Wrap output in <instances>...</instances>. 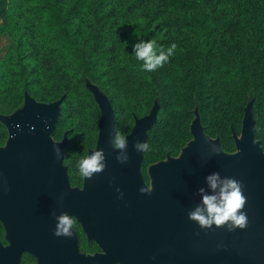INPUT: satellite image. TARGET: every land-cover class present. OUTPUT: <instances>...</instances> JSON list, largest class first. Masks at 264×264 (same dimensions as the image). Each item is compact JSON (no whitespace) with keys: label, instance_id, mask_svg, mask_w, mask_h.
I'll use <instances>...</instances> for the list:
<instances>
[{"label":"trees","instance_id":"16d2710c","mask_svg":"<svg viewBox=\"0 0 264 264\" xmlns=\"http://www.w3.org/2000/svg\"><path fill=\"white\" fill-rule=\"evenodd\" d=\"M1 35L10 44L0 58V114L27 100L60 104L51 138L66 141L72 189L83 184L75 160L98 141L101 110L87 80L108 97L113 130L126 137L155 108L145 139L151 151L139 165L146 179L150 166L192 141L195 109L204 134L234 153L252 97L264 153V0H0ZM138 38L176 43V53L162 69L141 72L131 55ZM8 137L0 123V148ZM79 240L81 252L97 250L82 233Z\"/></svg>","mask_w":264,"mask_h":264},{"label":"water","instance_id":"95a60500","mask_svg":"<svg viewBox=\"0 0 264 264\" xmlns=\"http://www.w3.org/2000/svg\"><path fill=\"white\" fill-rule=\"evenodd\" d=\"M24 105L26 117L15 116L16 111L0 122L13 136L0 150V223L11 242L7 250L0 243V264H19L23 253L37 264H264V153L254 128L243 124L244 150L230 160L222 157L217 141L202 133L193 161L186 167L151 168L153 192L141 194L142 154L132 146L145 143L155 115L136 122L127 137L128 163L121 165L110 143L114 122L108 105L101 112L96 145L104 150L106 167L85 178L80 190L70 188L63 167L66 141H51L60 104L27 100ZM212 172L241 182L246 228L202 230L187 218L199 201L197 189ZM61 212L77 218L102 255H81L75 233L71 238L53 235L54 215Z\"/></svg>","mask_w":264,"mask_h":264},{"label":"clouds","instance_id":"9594fccd","mask_svg":"<svg viewBox=\"0 0 264 264\" xmlns=\"http://www.w3.org/2000/svg\"><path fill=\"white\" fill-rule=\"evenodd\" d=\"M132 46V54L139 63V71L144 73H154L168 65L170 58L177 50V44L171 43L166 48L157 45L151 40L138 38ZM111 147L117 152L115 160L124 165L128 163L126 153L128 140L119 131H113L111 137ZM133 151L144 154L151 151L147 143H134ZM215 150V149H214ZM78 177L82 180L91 179L94 174L101 173L106 167L104 150L97 147L91 152L80 155L73 165ZM204 187L196 191L199 197L198 203L187 213V218L194 222L202 230L223 227L226 231L232 232L236 229H244L247 226L248 218L243 210L246 204V197L242 192L240 181L226 176H221L219 172H212L204 178ZM152 189L141 187V194H148ZM118 196L119 189H117ZM55 226L53 235L57 237L71 238L74 229L77 227V218L67 212L54 215Z\"/></svg>","mask_w":264,"mask_h":264},{"label":"rangeland","instance_id":"374dc122","mask_svg":"<svg viewBox=\"0 0 264 264\" xmlns=\"http://www.w3.org/2000/svg\"><path fill=\"white\" fill-rule=\"evenodd\" d=\"M3 37H5V38H0V54H1L0 57L4 56L3 53L6 52L7 47L10 44V39L8 38V36L4 35ZM86 85L90 88V91H91V94H92L94 100L98 104L101 112H103L104 108L108 107V105L110 106L108 97L96 85L92 84L89 80L86 81ZM253 109H254L253 108V99H252V97H250L249 101L247 103L246 109H245V117L243 120L244 128H246V127H249L252 129L254 128L255 117H254ZM14 115L17 117H23V118L26 117L27 108L25 107V105L22 106ZM154 115H155V108L152 110L151 114L147 116V120H150V119L153 120ZM3 117L4 116H2L0 114V122H4L5 119ZM134 128H135V125H134L133 129ZM133 129H132V131H133ZM191 132L193 135L192 141L180 152V154L177 157H175V158L169 157V158L165 159L164 161H161L159 163H156V164L150 166L146 170L148 180H147V184H144V185L146 186V188L152 189V191L150 193L153 192V179L149 175L151 168L170 166L172 164H175L178 167H186L193 161L194 157H193L192 151L198 145L197 136L202 135V133L204 134L203 127H202V124L200 122L199 113H198L197 109L194 110V119L191 123ZM209 139H210L209 141H211V142L216 141V140L211 139V138H209ZM12 140H13V136H12V134L9 133V137H8V140L5 144V146L3 148H0V150L6 149ZM236 140H237V143L235 146V152L234 153H224L220 150L221 155L224 159L230 160V159H233V158L239 156L240 154H242L244 148L240 145V143H242L244 141L243 129H242L241 135ZM51 141H53L55 143V141L52 138H51ZM139 173L140 172L137 171V174L141 178L142 174L141 173L139 174Z\"/></svg>","mask_w":264,"mask_h":264},{"label":"flooded vegetation","instance_id":"af4514ba","mask_svg":"<svg viewBox=\"0 0 264 264\" xmlns=\"http://www.w3.org/2000/svg\"><path fill=\"white\" fill-rule=\"evenodd\" d=\"M142 181L144 184H147V180L144 176L141 177ZM81 189H84V180H83V184H82V188ZM78 224V229H74V233L76 235V238H77V244H78V251L81 255H84L86 257H97V256H100L103 254L102 250L99 248V246L92 240L88 239L87 235L83 232V229H82V226L77 222ZM80 233L83 234L84 238L86 239L87 242H93L96 247H97V250H95L93 253H83L81 252L80 250V247H79V236H80ZM0 243L2 245V247L7 250L8 248L11 247V242L10 240L8 239V235H7V232L4 228V225L2 223H0ZM24 263H27V264H37V261H36V258L28 253H23L20 257V260H19V264H24Z\"/></svg>","mask_w":264,"mask_h":264},{"label":"crops","instance_id":"0c3cea01","mask_svg":"<svg viewBox=\"0 0 264 264\" xmlns=\"http://www.w3.org/2000/svg\"><path fill=\"white\" fill-rule=\"evenodd\" d=\"M3 36H4V35H1L0 38H5V37H3ZM8 47H9V45H8ZM8 47H7V48H8ZM4 53H5V52H4ZM4 53H3V55H4ZM0 55H1V54H0ZM0 58H2V57H0Z\"/></svg>","mask_w":264,"mask_h":264}]
</instances>
